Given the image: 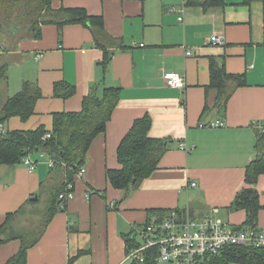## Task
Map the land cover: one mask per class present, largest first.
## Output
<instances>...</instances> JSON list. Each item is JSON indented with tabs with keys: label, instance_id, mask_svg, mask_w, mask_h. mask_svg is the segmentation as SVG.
<instances>
[{
	"label": "crops",
	"instance_id": "crops-1",
	"mask_svg": "<svg viewBox=\"0 0 264 264\" xmlns=\"http://www.w3.org/2000/svg\"><path fill=\"white\" fill-rule=\"evenodd\" d=\"M50 5L101 17L111 44L97 46L91 31L77 24L39 25L38 38L10 40L0 32V109L25 83L41 93L33 115L26 121L10 118L5 131H50L54 114L79 112L91 91L117 89L119 100L86 153L85 172L72 178L73 198L28 249L26 264H132L125 260L126 237L138 242L135 229L170 213L241 227L245 212L231 205L250 187L247 167L264 153V133L252 126L264 120V2L225 0L207 10L186 0H51ZM213 35L223 44H212ZM186 50L193 55L186 56ZM212 61L230 75L243 76L242 85L226 81L225 106L210 85ZM166 73L182 75L184 89L167 87ZM63 82L74 87L65 100L53 94V85ZM144 116L151 122L148 136L163 141L166 151L136 189H115L106 171L119 169L118 146ZM216 121L224 126H208ZM31 158L33 172L22 164L0 167V227L22 207L10 225L17 233L29 213L41 211L38 201L46 207L50 192L67 183L66 167H48L47 153ZM191 183L196 187L189 188ZM252 187L264 206V174ZM33 197L36 202L29 201ZM257 224H264L262 210ZM20 246L16 239L0 244V264Z\"/></svg>",
	"mask_w": 264,
	"mask_h": 264
},
{
	"label": "trees",
	"instance_id": "trees-1",
	"mask_svg": "<svg viewBox=\"0 0 264 264\" xmlns=\"http://www.w3.org/2000/svg\"><path fill=\"white\" fill-rule=\"evenodd\" d=\"M241 1L244 5L264 2V0ZM50 3L51 0H0V32L10 40L18 37L38 38L39 25L54 24L61 28L65 25L77 24L91 31L97 46L103 48L100 46L102 43L103 45L111 44L112 39L106 34L101 17H91L81 8L53 10ZM186 4L200 6L203 10H207L224 5L225 0H186ZM228 80L236 81V85L244 83L243 76L230 75L224 71L223 67L212 61L210 85L218 90V102L222 106H225L228 99V96L223 97ZM53 94L65 100L74 94V87L64 82L55 83ZM40 98V91L25 83L21 91L9 98L0 109V125H4L13 117H18L21 121L29 119L34 113L35 103ZM118 100L117 89L104 88L100 95L91 91L84 97L79 112L54 114L50 131L39 127L32 131H8L0 135V167L14 169L22 164L27 154L45 152L65 165L66 184L71 183L72 178L83 167L86 153L93 139L104 132ZM150 124L148 116L135 120L121 140L117 149L120 167L118 170L106 171V178L113 188L126 192L134 190L157 168L166 148L163 141L148 136ZM46 134H49L50 138L44 140L43 137ZM261 174H264V153H261L260 157L247 167L245 182L250 187L242 189L231 205L233 210L245 212V220L239 228L258 225L259 212L264 211V206H261L259 202L258 192L252 187ZM65 185L52 190L45 209L35 212L40 222L34 230L17 233L11 229L10 224L14 218L22 214V207L7 215L0 227V244L16 239L20 241L21 246L18 253L6 264H26L28 249L39 241L59 208L65 206L59 200V195L65 191ZM126 246L128 252L133 246V239L126 237ZM71 261L72 259L69 262ZM206 264H264V248L253 250L236 246L227 247Z\"/></svg>",
	"mask_w": 264,
	"mask_h": 264
},
{
	"label": "built area",
	"instance_id": "built-area-1",
	"mask_svg": "<svg viewBox=\"0 0 264 264\" xmlns=\"http://www.w3.org/2000/svg\"><path fill=\"white\" fill-rule=\"evenodd\" d=\"M181 20L182 18H179V21ZM210 42L222 45L223 39L213 35ZM185 55L192 56L193 51L186 50ZM163 78L167 87L184 89L185 81L182 75L166 73ZM208 126L218 128L223 127L224 123L216 121ZM252 126L264 133V120L253 122ZM5 133L4 125H0V135ZM48 138H50L49 134L43 137L44 140ZM179 149L187 150V147L180 144ZM47 164L50 168L55 165L65 167L63 163L50 156ZM22 165L29 172H33L36 168V162L32 160L30 154L24 157ZM84 172L85 169L81 167L75 176L80 177ZM188 187L194 188L196 184L191 183ZM73 195V186L69 183L65 191L59 195V200L66 203L73 198ZM134 235L139 241L133 242L125 258L132 264H206L227 247L236 246L253 250L264 248V224L235 228L213 217L196 220L188 215L177 216L175 213L151 220L141 228L135 229Z\"/></svg>",
	"mask_w": 264,
	"mask_h": 264
},
{
	"label": "rangeland",
	"instance_id": "rangeland-1",
	"mask_svg": "<svg viewBox=\"0 0 264 264\" xmlns=\"http://www.w3.org/2000/svg\"><path fill=\"white\" fill-rule=\"evenodd\" d=\"M44 204H45V201H43V200L38 201L37 205H38L39 210H41V211L44 210V208H45ZM39 219L40 218L36 215L35 212L29 213V215L26 219V223H23V228L19 231L24 232L27 230L28 231L34 230L37 227V225L39 224L38 222H40ZM13 223L14 222H11L10 225L12 226Z\"/></svg>",
	"mask_w": 264,
	"mask_h": 264
},
{
	"label": "water",
	"instance_id": "water-1",
	"mask_svg": "<svg viewBox=\"0 0 264 264\" xmlns=\"http://www.w3.org/2000/svg\"><path fill=\"white\" fill-rule=\"evenodd\" d=\"M30 202H36L37 201V197H33L29 200Z\"/></svg>",
	"mask_w": 264,
	"mask_h": 264
}]
</instances>
